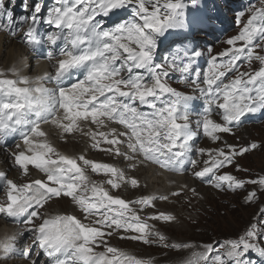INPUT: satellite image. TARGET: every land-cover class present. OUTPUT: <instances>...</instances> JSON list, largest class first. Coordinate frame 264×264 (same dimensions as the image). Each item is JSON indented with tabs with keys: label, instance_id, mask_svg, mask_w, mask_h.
I'll use <instances>...</instances> for the list:
<instances>
[{
	"label": "snow or ice",
	"instance_id": "obj_1",
	"mask_svg": "<svg viewBox=\"0 0 264 264\" xmlns=\"http://www.w3.org/2000/svg\"><path fill=\"white\" fill-rule=\"evenodd\" d=\"M10 3V0H8ZM193 7L198 0H190ZM26 15L17 21L8 10L6 0H0V30L15 36L17 30L30 21L25 33V43L36 47L46 42L56 46L45 58L55 60L54 73H45L35 81L20 76L13 68L16 79L0 78V143L18 134L22 140L16 144L18 151L11 152L15 165L24 176L30 167L43 174L44 179H34L17 184L0 172V190H6L7 202L0 204V218L9 222L28 225L27 231L35 241V247L49 257L50 264H151V261L109 246L107 238L114 232L128 233L121 236L150 245L180 248L188 245L169 244L167 237L140 216L146 208H154L157 199L168 196H141L127 201L114 196L103 184L91 181L85 172L103 174L112 189L122 184L139 188L136 178H128L124 171L106 163L73 158L61 154L48 139L41 125L52 124L64 134L82 130L80 122H90L100 128L109 123L121 125L125 131H98L90 133L93 148L122 156L140 164L154 163L167 171L182 173L186 165L195 167L196 159L190 154L207 156L204 166L192 175L208 182L219 191L244 189L246 184L259 185L264 190V176L257 179H239L221 172L236 164V158L259 147L256 143L237 147L194 148L195 140L202 134L213 142L222 140L220 134H233V128L242 122L246 113L264 110V7L252 11L242 30L229 38L230 45L221 56H210L207 70L196 71L194 61L202 56L195 48L177 50L171 59L157 60L162 37L180 35L183 43L187 30L200 23L186 15L185 0H53L51 7L32 0L31 6L24 3ZM245 15L241 11L237 23ZM46 23L58 31L47 32L44 39L38 38V26ZM173 30H181L174 32ZM167 34V35H166ZM209 54L211 49L207 50ZM179 60V63L177 62ZM258 61L260 67L251 72H240L243 63L251 66ZM172 72H180L191 79L196 91L205 99V106L195 124L190 122V102L199 97L186 96L168 83ZM233 73L234 78H228ZM4 73L0 72V77ZM76 79L70 85L66 80ZM227 78V82H226ZM43 81V82H42ZM45 83H53L46 87ZM203 84V87H200ZM150 111L142 110V107ZM213 113L221 118L217 122ZM106 144L109 147H101ZM126 145L127 152L120 146ZM227 149V150H226ZM82 162V163H81ZM83 165V166H82ZM237 171L241 166L236 164ZM195 194V189H190ZM183 189L171 193L180 196ZM70 198L84 214L95 217L92 224H85L75 215L59 214L44 218L40 211L53 199ZM252 191L248 202L257 199ZM139 205V211L132 205ZM149 220L172 223L176 217L168 213H156ZM36 220L41 223L36 224ZM256 225H252L237 239L220 244L221 254L212 244L204 245V252L197 255L194 264H245L244 257L251 251L264 256V248H258ZM104 245L105 252H96ZM6 252L11 246L0 241ZM215 253V255H213ZM31 259L33 252H21ZM32 264H39L38 260Z\"/></svg>",
	"mask_w": 264,
	"mask_h": 264
},
{
	"label": "rangeland",
	"instance_id": "obj_2",
	"mask_svg": "<svg viewBox=\"0 0 264 264\" xmlns=\"http://www.w3.org/2000/svg\"><path fill=\"white\" fill-rule=\"evenodd\" d=\"M163 3L164 0H161ZM207 2H211L212 4H216L215 7L207 4ZM245 0H213V1H201L198 0V4L193 7L190 3V0H185V3L187 4L186 8V15L189 19L196 18L200 21L194 29L187 30L184 32V35L188 37L187 40H183V43H176L172 44L171 41L176 40L180 41L183 39V36L180 35H168L167 39L161 38L163 40V43L161 47L158 50L157 54V60L160 61L161 58H167L171 59L172 56L177 55V50H182L185 47L191 49L195 48L197 51H200L202 53L201 57H198L195 62H200L203 66L204 70H207L208 63L210 61V56H217L219 61H223L226 59L225 57L221 56L226 49L231 47L226 43V41L229 38L235 37L239 34V32L244 27L245 23L248 20L249 15L251 14L250 8L244 3ZM27 3L29 6L32 4V0H10V3L8 0H6V4L8 6V10L12 11L17 19L19 21L20 15H26L23 8V4ZM40 3L42 5H47L48 7H51L53 0H40ZM255 3L260 4L262 7H264V0H254ZM245 12V15L240 19V22L237 23V16L239 12ZM202 12H206V15H202ZM30 21L28 23L23 24L16 32L15 36L9 35L7 32V36L14 40L15 42H22L29 50L36 52L37 54H42L41 50L39 49H33L28 44L25 43L24 33L27 32L29 27ZM53 30V27L48 30L47 32H51ZM174 32H179L181 30H173ZM0 34H2L0 32ZM167 35V34H166ZM190 41V42H188ZM188 42V43H187ZM193 42V44H191ZM208 49H211V53L207 51ZM257 52H259L261 55H264V51L261 49H256ZM27 54V53H25ZM27 56H29L27 54ZM7 58L3 57L2 61H0V65L4 67V64L6 65ZM3 65H2V63ZM179 63V60L177 61ZM44 65V64H41ZM39 64H36L33 66L32 70L29 72V79L35 81L37 77L42 76H36L33 73L38 72L40 69ZM30 65H26L25 69L29 68ZM260 67V64L258 61L253 60L251 63V66H249L248 63H243L240 67V72H251L253 70H257ZM11 71L7 72L9 75V79L12 78V75L10 74ZM200 72V71H199ZM20 76H22V71L19 73ZM233 73H229L228 78H234ZM227 82V78H226ZM168 83L171 87L175 88L177 91L182 92L183 94L188 95H194V93H199L196 90H193L191 87L194 86L193 83H191V79L188 78L185 79V76L181 74L180 72H176L175 74H170V77L168 78ZM53 86L54 84L51 83ZM201 87V84H200ZM143 109H146V107H143ZM190 116H193L192 120L195 122L198 119V113L197 110L191 112L189 114ZM47 127H53V125H49ZM46 128V127H45ZM43 128V129H45ZM48 133L47 138H50V129H47L45 131ZM247 132L252 134V138L245 140L243 136H240L245 144H248L250 141H255L256 144L259 142L262 143V146L260 149L251 155L246 156L245 158L241 159V157H237L239 163L238 165H242L245 168H248L251 172V176H254L258 173L264 174V126H258L257 128L250 129V126L247 127ZM63 140L69 141L70 139H74L73 136H65ZM243 137V138H242ZM234 143H237L238 140L234 139L232 140ZM229 141V145H231ZM56 143H59V141L52 142V145L56 147V149L61 153L64 152L68 154L70 157H73V153H78L72 145L69 144L67 147H61L57 146ZM200 143V136L195 140L194 142V148ZM203 142H201L202 145ZM79 145V144H77ZM209 149H212L209 147ZM11 153L10 151L0 149V167L4 165L3 168L8 173V175H12L14 173L12 165H11V156L9 155ZM1 156H6L5 159H3ZM100 163H106L109 164L107 161H105L102 156H97ZM245 159V160H244ZM103 160V161H102ZM10 162V163H9ZM2 163V164H1ZM82 163V162H81ZM83 166V165H82ZM8 167V168H7ZM156 168V167H154ZM88 167H85V172L88 175L89 179L91 181H94L98 184H102L103 178H106L107 176L103 174H96L91 171ZM227 173H231L235 175L237 178L241 179L238 176V171L235 168H232L230 170H227ZM102 177V178H101ZM159 177H161L159 175ZM248 177V178H246ZM246 180L253 179L250 177V174L247 175ZM11 180L15 181L17 184L21 181L19 176L14 173ZM149 179H146L145 181H148ZM151 184V185H150ZM193 185L192 188H197V186H201L200 183H191ZM189 184V186L191 185ZM104 185V183H103ZM148 186V189H151L152 186H154V183L149 180L146 184ZM250 185V184H249ZM247 186V185H245ZM198 188V195H194L193 193L185 197H193L198 198V200L202 203V207L204 208V214L198 213V214H191V216L183 217L181 221L177 224V229H180L178 231L169 229V233H173V237H177L175 240H167V242L170 244V242H182V240H185L186 238H191V240H198L200 242L205 241L206 244H212L214 247H216L217 251L221 254L225 251L224 248L220 247V244L224 241L231 240V239H237L239 236L243 235L247 230L250 229L252 225H256V229L259 235V239L254 240V243H256L258 248H264V194L262 195V199L255 205H243V200L241 199V196L244 193V189L242 191L235 193V191H219L216 194L212 193L211 191H204L203 189ZM201 193V194H200ZM206 193V194H204ZM206 198H205V197ZM201 197V198H200ZM203 199V200H202ZM206 199V200H205ZM4 203L7 202V195L3 197ZM263 205V206H262ZM260 207V209H258ZM41 209L40 211L43 213V216L47 217V214ZM57 211L60 210V207H56ZM258 210V211H257ZM198 217L200 220V224L195 227V225H192V222L195 220V218ZM0 220H3V218H0ZM8 223V222H7ZM41 223V222H39ZM195 223V222H193ZM21 223H18L20 225ZM85 224H90L88 222H85ZM8 226L10 227V231L13 233L9 235L10 239L8 238L4 242L7 244H11L10 251L5 253L8 255V262L9 264H14L16 262H26V259H21L17 257V248L14 245L17 243L16 239L19 237V230L21 229H27L28 225H20L19 230L18 226L15 223H8ZM23 228V229H22ZM14 230H16L14 232ZM174 231V232H173ZM129 235L128 233H125L121 236ZM13 236V237H12ZM18 236V237H17ZM121 236L119 237V240L115 238L113 235L111 238L107 239V243L109 246L118 247L121 242V246L118 247L122 251L126 253H130L131 250H133L131 247L138 248L142 255H138L137 257H140L142 259L151 261V264H166L160 262V260L156 257H151L157 252H163L166 251L169 247H164L161 244L153 243L150 245H145L140 242L131 241L128 239H122ZM30 238V237H29ZM13 239V240H12ZM15 239V240H14ZM33 239V238H31ZM13 242V243H12ZM181 245V243H178ZM25 250V246H21ZM27 247V246H26ZM35 247V241L33 239L32 243L29 246L28 250H32ZM96 252L103 253L105 252L104 245L102 247H96ZM205 250V249H204ZM204 252V251H203ZM215 255V253H213ZM43 256L40 249L37 248V253L33 252V255L31 259H28V261H34L38 258ZM176 257H179L178 260H174V263L172 264H194V261L196 260L197 256L195 257H181V255H178ZM42 257L41 259H43ZM20 259V260H18ZM245 264H264V256H262L258 251L251 250L249 251L245 257ZM40 263V260H39ZM41 264H50V260L43 261ZM200 264H203L201 261Z\"/></svg>",
	"mask_w": 264,
	"mask_h": 264
},
{
	"label": "bare ground",
	"instance_id": "obj_3",
	"mask_svg": "<svg viewBox=\"0 0 264 264\" xmlns=\"http://www.w3.org/2000/svg\"><path fill=\"white\" fill-rule=\"evenodd\" d=\"M2 34H0V61H2L3 57L7 58L6 65L4 64V67L0 65V72L4 73L3 77L0 78H7L9 79V75L7 72L11 71L13 68L15 69H21L22 70V76L30 77L29 72L32 70L34 64V61L40 57L42 54H37L34 51L29 50L22 42H15L14 40H11L7 36V31L0 30ZM36 49H39L36 47ZM27 53L29 56H27ZM2 63V62H1ZM30 65L28 70L25 69L26 65ZM3 65V63H2ZM46 65H41L39 70H45ZM38 70V71H39ZM176 72H172L171 74H175ZM13 77V76H12ZM16 78V76H15ZM65 85L67 86L68 83L65 81ZM193 90H196V85L191 87ZM186 96H193V97H199L197 99H194L193 101L190 102V108L191 112L197 110L198 113V119L200 118V113L203 111V107L205 106V99L201 96L200 93H194V95H188L184 94ZM142 110L144 111H150V109L146 108ZM254 113H246L244 117H242V122L233 128V134H220L222 136V140L217 143L213 142L209 137L203 136L202 134L200 135V143L196 146V148H205V149H216V148H222L225 147L226 145H229V141H231V145L241 147V146H248L251 143H256L255 141H250L248 144L244 143V139L242 140L239 138L240 136H243L246 138L245 140L251 139L253 136L252 134L247 132V127L248 125L250 126V129L252 131L254 128H257L258 126L255 125V118H254ZM193 116H190V122L195 124V122L192 120ZM212 118L216 120L217 122H222L221 118L213 113ZM197 119V120H198ZM52 124H42L41 127L44 131H47V129H50V138H47L48 141L52 144L54 141H59V143H56L57 146L61 147H67L72 145L78 153H73L74 158H78L81 155L84 156L86 159L93 160L96 162H99V159L97 156H102V158L105 159L109 164L121 169L124 171V174L128 178H136L140 182V187L139 188H133L130 186V184H122L119 189H112L110 185L105 183L109 177L107 176L106 178H103L102 184L104 183V187L110 191V193L114 196L121 197L127 201H134L141 196H168L167 200L163 199H157L155 203L154 208H146L144 211L140 212V216L142 219L147 220L149 224L155 225V229L161 232L164 236L167 237V240H175L177 237H173V233H169V229L172 230H180L177 229V224L183 217H188L191 216V214H204V208L202 207L203 202L201 203L198 198H193V197H185L187 195L192 194L193 192L190 189H195V194L198 195L197 191L200 186H197V188H192L193 185L191 183H200L202 187L200 189H203L205 192L206 191H211L212 193H217L219 190L215 189L213 186H211L208 182L206 181H201L197 178H195L192 175V172L195 170H199L204 166L203 161L207 159V156H200L199 154L192 153L190 154V158L196 159L197 164L193 168L191 166L186 165V170L182 173L178 172H172V171H167L165 169L160 168L158 165L154 163H145V164H140L139 160L141 159L140 157H137V160L135 163H137L136 168H131V164L133 161H128L122 156H115L114 154H111L109 152L101 151L96 148H93V140L91 138L90 133L92 132H98V131H104V132H110L112 128H115L117 132H122L125 131V129L115 123H109L107 127L100 128L97 125L91 124L90 122H85L81 121L80 122V128L82 130H78L73 132L72 134H64L62 133L58 128L55 126L53 127H47ZM65 136H73L74 139H70L69 141L63 140L66 138ZM19 137L18 134L9 136L6 138L4 143H0V146H4L6 144L10 145L11 148H14V151H18L16 148V143H15V138ZM242 137V138H243ZM238 140L237 143H234L232 140ZM201 142L202 145H201ZM79 144V145H77ZM101 147L107 148L109 147L106 144H102ZM121 152H127L126 145H121L120 146ZM23 150V145H21V149ZM227 150V149H226ZM259 148H256L248 153H245L243 156H241V159L245 158L248 155H251L252 153L258 151ZM3 159L6 158V156H1ZM246 159V158H245ZM244 159V160H245ZM103 161V160H102ZM10 163V162H9ZM239 161L236 158V164H238ZM2 164V163H1ZM236 164L226 167L221 170V172H227V170H230L232 168L236 167ZM241 169H246V170H240L238 171V176L239 177H246L247 175L250 174V177L253 179H257L261 176H264L263 173H258L254 176H251V172L248 168L243 167L241 164ZM1 166L0 168H3ZM13 167H14V173H16L21 181L18 184H22L23 182H29L30 180L34 179H44V176L42 173H40L38 170L35 168L30 167V172L28 176H24L21 172V170L15 165L14 160H13ZM156 167V168H154ZM8 168V167H7ZM5 170V169H4ZM89 167H88V172H89ZM159 175L161 177H159ZM102 178V177H101ZM248 178V177H246ZM146 179L151 180L152 183H154V186H152L151 189H148V186L145 184L149 181H145ZM189 184H191L189 186ZM151 185V184H150ZM246 188L244 189V193L241 196V199L243 200V205L248 206V205H254L258 200H259V192L261 191V188L259 185H253V184H246ZM183 189V194L180 196H172L171 193L176 192L178 190ZM242 191V189H237L235 193H238ZM252 191L257 192V199L253 200L252 202H248L246 197L248 194ZM199 192V191H198ZM5 194V190H0V196ZM201 194V193H200ZM206 194V193H204ZM205 197V196H204ZM201 198V197H200ZM206 198V197H205ZM203 200V199H202ZM206 200V199H205ZM60 207V210L57 211L56 207ZM263 206V205H262ZM134 209L139 211L140 206L139 205H132ZM260 209V207L258 208ZM48 216H55L59 214H68V215H75L77 218L81 219L83 223L88 222L90 224L93 223L95 217L89 216L88 219L85 220L84 214L79 210V208L71 201L70 198L67 197H61L59 199H53L50 201L47 205H45V209L43 210ZM258 211V210H257ZM168 213L171 215H174L176 217L175 221L172 223H165L162 221H156V220H149L148 217L156 214V213ZM46 218V216L44 217ZM8 220H0V241H5L7 240L13 232L10 231V227L8 226ZM41 220H36L35 223L39 224ZM195 222V223H193ZM192 222V225L198 226L200 224V220L198 217L195 218V220ZM23 225V224H22ZM19 230V229H18ZM16 230H14L15 232ZM174 232V231H173ZM19 237L16 239V244L14 245L15 247L17 245L20 246H26L29 247L30 244L33 241V236L28 233L27 229L24 230H19L18 232ZM125 233L123 232H114L113 235L117 240H119V237ZM112 235V236H113ZM111 236V237H112ZM13 237V236H12ZM30 237V238H29ZM108 237L107 239L111 238ZM33 238V239H31ZM10 239V238H9ZM13 240V239H12ZM15 240V239H14ZM13 243V242H12ZM181 243V245H188L187 247H180V248H171L169 247L166 251L163 252H157L154 254L153 257H156L160 260L162 263L166 264H172L174 263V260H178L179 257H176L178 255H181V257H195L199 253H202L204 251V245L206 244L205 241L200 242L198 240H191V238H186L185 240H182V242H170V244H178ZM11 245V244H10ZM122 244L120 242V247ZM103 245H100L102 247ZM117 247V248H118ZM133 250L129 254L138 256L142 255V252L135 247H131ZM32 252L37 253V248L34 247ZM178 258V259H177ZM8 255L5 253V250L3 248H0V264H9L8 262ZM33 261V260H32ZM32 261H28L26 259V262H16L14 264H32ZM187 264V263H186Z\"/></svg>",
	"mask_w": 264,
	"mask_h": 264
}]
</instances>
